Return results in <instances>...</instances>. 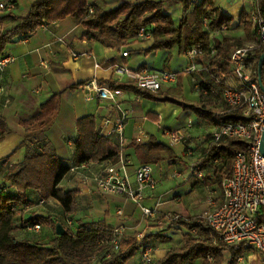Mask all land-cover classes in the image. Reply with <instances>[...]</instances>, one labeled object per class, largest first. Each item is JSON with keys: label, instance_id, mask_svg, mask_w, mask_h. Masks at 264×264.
I'll return each mask as SVG.
<instances>
[{"label": "trees", "instance_id": "1", "mask_svg": "<svg viewBox=\"0 0 264 264\" xmlns=\"http://www.w3.org/2000/svg\"><path fill=\"white\" fill-rule=\"evenodd\" d=\"M175 1L181 4L182 9L177 22L170 13L164 11V0H122L109 9L97 6L90 0H34L25 15L16 16L10 11L2 17L11 18L16 23L0 32V57L5 55L4 50L8 44L28 39L41 25L68 16L82 26V37L115 49L136 41L140 29L144 28L151 34L153 46L159 49L176 48L180 55H185L192 47L203 49L204 54L197 61L204 64L203 68L212 79L201 85L207 89L206 97H218L220 92L214 94L212 90H220L218 79L221 80V74L230 66V53L233 49L244 46V41L215 36V32L221 31L222 26L230 28L232 21L219 10L214 0ZM252 13L264 20V0H258L253 12L243 11L240 16L247 36L255 34L257 30V24L251 19ZM204 17L208 20L209 28L203 26ZM256 42L258 47L253 68L257 71V61L264 51V43L258 37ZM212 46L216 50L213 55L210 52ZM164 69L170 70L167 66ZM183 75L182 71L177 72V81L171 91L161 89L157 93H151L130 81L110 82L109 87L130 91L143 99L180 105L215 127L227 122L244 121L240 109H230L225 105L223 109H216L180 98ZM262 81L264 84V67ZM61 93L52 94L40 104L35 114L20 120L25 134L19 147L24 149V155L7 168L3 181L0 182V264H90L95 252H102L100 264H126L144 248L150 247V240L165 241L169 239L168 236L161 231L147 234L140 241L134 235L123 236L119 249L113 251L109 244L112 232L105 219L86 222L78 220L75 230L66 227L63 235H57L55 225L57 222L64 225L61 219L38 214L24 218V212H21L23 210L20 211L22 207L25 210L35 203L38 206L44 205L49 198L60 204L65 215H73L76 211L78 190L59 187L71 167L57 155L47 137V131L58 113ZM76 128L78 135L73 152L76 165L116 159L117 147L100 134L93 115L79 117ZM9 133L6 119L0 116V141ZM246 148L247 141L243 138L231 137L220 141L211 138L205 154L198 159L202 168L206 169L203 177L205 182L221 186L222 180L231 175L235 154ZM135 151L142 164H157L164 159V153L170 154V149L154 138L135 145ZM9 158L10 155L2 161L6 162ZM28 190L36 191L40 199L31 201ZM41 200H44L43 204H40ZM18 211L21 213L18 214ZM49 223L53 228V236L46 243L37 242L35 238L25 234L19 237L15 233L20 228L21 231H31L29 227L34 224L42 227ZM172 224L185 229L184 243L169 249L164 257L153 264H193L198 260L201 264H221L225 250L231 255L227 264H237L238 258L250 248L215 243V234L202 216L179 215Z\"/></svg>", "mask_w": 264, "mask_h": 264}, {"label": "crops", "instance_id": "2", "mask_svg": "<svg viewBox=\"0 0 264 264\" xmlns=\"http://www.w3.org/2000/svg\"><path fill=\"white\" fill-rule=\"evenodd\" d=\"M7 1L10 0H4V2ZM13 1L15 2V8L11 12L16 16H23L34 0ZM96 1L91 0L94 4ZM112 1L103 0L102 4L99 3L97 5L96 3L95 5L111 8L117 5V3L115 4L117 1ZM214 2L219 10L229 16L232 21L230 28L215 32L216 37L220 39L222 37L242 39L244 45H248V42L252 39H257V30L255 34L247 36L243 24L240 22V16L243 11L253 12L258 5V0H214ZM0 3H3V1L0 0ZM8 12L10 11L0 9V32L9 29L15 24L11 18L2 19ZM82 31V26L68 16L64 19L41 25L30 38L13 42L6 46L4 50L5 55L11 56L13 60L3 71H0V116L6 119L10 133L4 140L0 141V182L3 181V174L7 168L21 160L24 155V149L19 147L25 134L20 120L35 114L40 104L52 94L62 92L58 113L52 126L47 131V137L57 155L65 163L69 162L68 165L71 167L59 187L64 188V190H78L76 195V211L69 218L70 216L65 215L63 208L53 198L45 200L44 205L49 208L44 206L39 212L34 213L29 211L34 205L28 206L27 210H24V207H22L20 211L23 210L21 212H24V218L38 214L51 216L56 219L58 214L63 213L66 216L67 222L70 223L73 222V219L74 222L78 220L86 222L105 219L110 228L119 224H125L126 226L127 223L135 224L146 217L139 206L123 195L99 191L93 180V176L104 170L110 160L89 162L86 163L85 168L79 167L72 170V168L78 166L73 157L74 141L78 135L76 128L77 119L84 115H93L99 131L103 118L108 117L114 120L119 116L117 109L107 102L99 101L96 98L87 100L84 94L85 84L81 86L77 85L90 80H96L105 86H109L110 82L114 81L122 82L123 78L119 77L114 71L116 65H126L131 69H138L140 67L164 69L167 66L172 71L180 72L185 66L186 57L184 54H178L176 48L163 50L153 46V38L151 35L146 38H138L136 41L130 42L120 49H115L105 46L98 41L82 37ZM251 46L258 47L257 42ZM172 50H176L178 56L183 57L182 61L177 65L178 67L171 65V60L174 58ZM124 51H128L127 56H123ZM72 52L79 54V57L74 59L71 55ZM132 53L136 54V57H133L131 55ZM167 56H169L168 61L166 60ZM136 62H138L137 65H134ZM198 67L199 71L193 74L183 75L180 98H183L189 103L205 104L208 107L223 109L224 103L221 95L218 97L212 95L211 97H206L207 95L205 96V94H200L195 91L196 86L202 87L201 84L203 82H209L212 79L211 75H208L207 71L203 68V63H199ZM220 78L225 84L238 85V80L235 78L230 66L221 74ZM125 80L129 81L127 78ZM174 86L175 83L166 85L163 89L171 91ZM118 101L121 107L130 110L129 119L125 127V137L126 153L132 160L128 167L132 181H134L137 167L142 164L135 151L136 144L133 142L139 128H142L147 133L148 139L154 138L170 149L169 155L167 152L164 153V159L168 160L169 165H178L181 169H184L189 166L188 164L200 159L205 154L211 141L212 133L216 127L204 119L199 118L195 120L190 113V109L184 110L177 104L156 101L146 106L145 99L126 90H123L122 95L118 97ZM174 119H177L176 127L172 126ZM164 128L185 132L188 136V142L182 146L183 155L190 157L192 159L190 162L183 161L175 153L173 149L175 146H170L168 141L163 142L159 140L156 134H163L162 131ZM106 138L115 146L117 145L116 137ZM186 147H188L187 151ZM188 151H191L192 154H188ZM9 155L10 158L6 162H3L2 160ZM151 165L153 166V164ZM203 171L205 175L206 169L203 168ZM179 172L181 175L187 172L184 184L188 181V184L190 183L192 185L191 191L194 187H205L207 189L206 206L208 207L206 210L212 209L221 202V186L208 181L205 182L204 178L201 180L197 179V177L191 174L188 168L185 171ZM172 176L174 177V175ZM172 176L167 177L172 179ZM156 181L158 184L159 180L156 179ZM157 184L154 189L146 191L143 204L149 207H156L158 210V219L174 215L184 217L202 216L195 213L191 214L183 205L177 209L168 207L167 203L177 202L180 204L181 202L178 201L182 200V195L174 191L172 198L163 199L164 194L157 192ZM27 193L31 201L40 199L36 191L28 190ZM118 211H121V214ZM144 223L142 222V224ZM172 225L167 226L163 231L158 227L156 228L150 225V231L148 233L139 232L135 234H132L130 231L131 228L127 226V232L124 236H136L138 234L145 236L161 231L170 237L167 231L171 229L170 227ZM46 226L49 229L47 233L50 234V229L51 232L53 229L52 225L49 223L48 225H44V227ZM63 226L66 228L65 225ZM177 228L179 230L182 229L181 227ZM49 234H45L43 238H46ZM149 243L152 248V256L155 257L151 264L164 257L167 251L173 248L171 247L167 250L162 247L158 248L160 241L156 240H150ZM141 253L140 259L136 262L137 264L142 262ZM230 256L229 251L225 250L223 252L224 260L221 264H227ZM131 260L132 258L126 264L131 263ZM193 264H201V261H195ZM237 264H264V254H261L253 248H248L238 258Z\"/></svg>", "mask_w": 264, "mask_h": 264}, {"label": "built area", "instance_id": "3", "mask_svg": "<svg viewBox=\"0 0 264 264\" xmlns=\"http://www.w3.org/2000/svg\"><path fill=\"white\" fill-rule=\"evenodd\" d=\"M14 8L15 2L13 0L0 3L1 10L12 11ZM92 10L91 8L90 11ZM203 19V26L209 28L207 18L204 17ZM251 19L257 24L258 38L264 43L263 18L252 13ZM226 29L228 28L224 25L220 30ZM150 35L144 28L139 31L141 38ZM256 50L257 46L251 45L233 49L230 53L229 63L235 78L238 80V85L225 84L218 79L220 90L215 88L212 90L214 94L220 92L225 106L230 109H240L244 117V121L227 122L217 126L212 133V140L220 141L231 137L243 138L247 141V148L235 154L231 175L221 182V202L212 209L206 210L202 214V218L213 230L215 243L243 245L264 254V155L259 149L264 127V93L259 88L257 71L253 68ZM210 52L212 55L215 54L216 50L213 46ZM203 54V49L190 48L185 54L186 63L181 71L184 74H193L199 71L197 58ZM71 55L74 59L79 57V54L74 52ZM123 56H127L126 51L123 52ZM12 60L11 56L0 57V71H3ZM114 71L119 77H125L139 88L151 93H157L166 85L174 84L177 81V72L166 69L147 67L131 69L126 65H116ZM195 91L200 94H207V89L201 86H196ZM122 93V89L102 85L96 80H90L84 85V94L87 100L96 98L99 101H105L119 112L118 118L114 120L108 117L103 118L99 128L100 134L117 138L116 159L110 160L104 170L93 176V180L99 191L123 195L138 205L142 213L155 220L157 227L163 231L179 215L158 219L157 208L143 204L146 191L154 189L157 184L151 164L139 165L135 172L134 181L130 178L128 167L132 160L126 153L125 137V127L130 110L121 107L118 101V97ZM162 132L170 146L185 145L188 142V136L184 131L164 128ZM147 139V133L139 128L133 142L139 145ZM188 154H192V152L188 151ZM79 167L85 168L86 163H82L72 170ZM190 172L199 180L203 178L204 171L198 159L191 163ZM173 175L180 176L181 174L176 171ZM43 203L44 200H41L40 204ZM118 212L121 214V211ZM68 223L70 224V222ZM41 228L40 224H34L29 227V230L38 232ZM111 232L112 238L109 244L112 250L116 251L119 249L121 238L127 232V226L119 224L111 228ZM143 237L140 234L136 235L138 241ZM141 260L145 264L153 260L151 246L143 249Z\"/></svg>", "mask_w": 264, "mask_h": 264}, {"label": "rangeland", "instance_id": "4", "mask_svg": "<svg viewBox=\"0 0 264 264\" xmlns=\"http://www.w3.org/2000/svg\"><path fill=\"white\" fill-rule=\"evenodd\" d=\"M1 1H3V3H6V2H4V0H1ZM113 1H117V2H115V4L117 3V5H118L122 0L120 2H118L119 0H113ZM96 3H97V5L99 3L102 4L103 0H97ZM114 7H115V5L111 8H114ZM102 8L109 9L108 7H105V6H102ZM163 9L165 12H168L171 14V16L175 22H177L179 20L181 14H182L181 4L175 0H164ZM14 22L16 23V21H14ZM138 38H141V37H138ZM255 43H256V38L252 39L250 42H248V45H253ZM244 46H246V45H244ZM172 52L174 53V55H173L174 58L171 60V65L173 67H178L177 65L182 61L183 57L178 56L176 50H172ZM131 55L134 57L136 54L132 53ZM137 63L138 62H136L134 65H137ZM122 78H123L122 82L126 81L124 77H122ZM187 85H188V83H187ZM152 102H153V100L145 99V105L146 106H148ZM190 113L194 117L195 120L199 119V117L193 111H190ZM176 117H179V116H176ZM176 123H177V119H174L172 126L176 127ZM156 135L159 138V140H161L163 142L167 141V138L163 134H156ZM182 146L183 145H177L173 149H174L175 153L183 161H187V163H188L192 159H190V157H185L183 155V147ZM186 148H187L186 149V151H187L188 147H186ZM66 164H69V162H66ZM188 165L189 166L187 168L190 169L191 163ZM152 167H153L154 177L159 180V182L157 184V188H156L157 192L159 194H164L163 199L172 198L174 191L181 193V195H182V200L178 201V202H181L180 204L177 202L167 203L168 207H173L174 209H177L179 206L183 205L191 214L195 213L198 215H202L204 213V210H206L208 207V206H206L207 205L206 199L208 196L207 189L205 187H194L191 191L192 185H190V183L188 184V181L184 184L186 177H187V172L183 173L179 177L174 176L175 177L174 178L172 176L174 174V172L185 171L187 168L181 169V167L178 165H169L167 159H163L158 164H153ZM167 176H169V177L172 176L173 178L171 179V178H168ZM193 176H195V175H193ZM62 189H64V188H62ZM44 206L45 205L38 206L35 203L33 208L29 209V211L36 213V212H39L40 210H42L44 208ZM45 207H47V206H45ZM47 208H49V207H47ZM55 209H57V208H55ZM19 213H21V212L18 211V214ZM67 216L69 217L70 215H67ZM76 217H78V216L76 215ZM57 218L61 219L66 227H69L72 230L76 229L77 221L74 222V219H73V222L69 224L66 220V216H64L63 213L58 214ZM69 218H71V216ZM140 221H141V223H140ZM140 221H138V223H135V224H132V223L128 224L127 223V226H129L131 228L130 231L132 234L139 233V232L148 233L150 231V225H153L154 227L157 228V225H155V224H157L156 221L151 219V218L144 217L143 220L141 219ZM142 222L143 223L145 222L147 225L145 223L142 224ZM18 225H20V224L18 223ZM170 225H172V222L168 224V226H170ZM177 227L172 225L170 227L171 229L169 228L171 230V232H170V230L167 231L170 234V237H168L169 239H167L165 241H160V244H158L159 245L158 248L162 247L164 249L166 248V250H167L168 248H171V247L180 246L184 242L185 229L182 228L181 230H179ZM48 231H49V229L47 226L46 227L42 226L41 230L38 232H36V231H21V228H20V229L16 230L15 233L19 237H21L23 234H25L27 237L35 238L37 240V242L43 241L46 243L47 240H49L48 238L50 236L51 237L53 236V234H52L53 232H51V229H50V234L47 233ZM45 234L46 235L49 234V236H47L46 238H43V236H45ZM43 239H45V240H43ZM140 253L141 252L137 253L132 258L131 263H129V264H137L136 263L137 260L140 259ZM100 256H102V252H100V253L95 252L92 259L90 260V264H100V262H101ZM153 258H155V257H153ZM133 262H135V263H133ZM151 263H152V261L148 262L146 264H151ZM139 264H145V263L140 262Z\"/></svg>", "mask_w": 264, "mask_h": 264}, {"label": "water", "instance_id": "5", "mask_svg": "<svg viewBox=\"0 0 264 264\" xmlns=\"http://www.w3.org/2000/svg\"><path fill=\"white\" fill-rule=\"evenodd\" d=\"M264 67V51L260 54L257 61V82L260 90L264 93V84L262 81V71ZM259 149L262 155H264V127L262 131L261 141L259 144ZM55 233L57 235H63L65 233V227L61 222H57L55 225Z\"/></svg>", "mask_w": 264, "mask_h": 264}]
</instances>
